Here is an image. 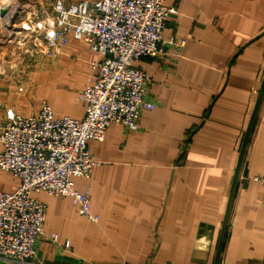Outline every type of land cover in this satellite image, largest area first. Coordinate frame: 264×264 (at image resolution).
Returning <instances> with one entry per match:
<instances>
[{
    "label": "crops",
    "instance_id": "obj_1",
    "mask_svg": "<svg viewBox=\"0 0 264 264\" xmlns=\"http://www.w3.org/2000/svg\"><path fill=\"white\" fill-rule=\"evenodd\" d=\"M165 5L176 13L162 54L133 64L148 76L144 99L154 108L135 130L110 123L102 140H89L90 178H73L89 190L97 221L69 196L33 193L57 240L40 239L32 264H264L262 185L253 180L264 176V0ZM97 57L70 38L22 75L21 92L6 70L0 122L8 109L36 114L42 102L81 119L76 97ZM17 185L0 171V191Z\"/></svg>",
    "mask_w": 264,
    "mask_h": 264
},
{
    "label": "built area",
    "instance_id": "obj_2",
    "mask_svg": "<svg viewBox=\"0 0 264 264\" xmlns=\"http://www.w3.org/2000/svg\"><path fill=\"white\" fill-rule=\"evenodd\" d=\"M8 6L5 2L3 9ZM51 11V21L26 20L20 31L43 32L41 46L46 52L73 38L98 57L91 61L87 85L76 97L84 107L81 119L57 116L42 102L36 114L8 109L0 122V171L18 180L13 191H0V258L17 264H32L40 239L57 240L56 234H45V204L33 193L69 196L82 216L97 221L90 211L89 190H76L73 178H90L95 160L89 140H102L110 123L135 130L142 110L154 108L144 99L148 76L133 64L141 57L162 54V32L176 13L165 0H54ZM10 17L12 13L0 20L8 23ZM253 180L262 185L264 206V176Z\"/></svg>",
    "mask_w": 264,
    "mask_h": 264
},
{
    "label": "rangeland",
    "instance_id": "obj_3",
    "mask_svg": "<svg viewBox=\"0 0 264 264\" xmlns=\"http://www.w3.org/2000/svg\"><path fill=\"white\" fill-rule=\"evenodd\" d=\"M54 0H0V16L10 15L9 22L0 20V77L5 76L6 70L12 72L8 78L15 80L16 86H21L22 75L29 72V68L41 60L42 56L51 55L46 52L43 42V32L24 34L20 31V24L24 21H51L53 13L51 5ZM66 3L78 0H63ZM5 2L8 8L3 9ZM50 33L49 28L45 29ZM40 44V46H39ZM25 68V72L23 70ZM22 87V86H21Z\"/></svg>",
    "mask_w": 264,
    "mask_h": 264
}]
</instances>
